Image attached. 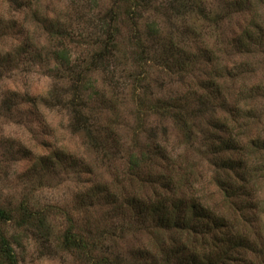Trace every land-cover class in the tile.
<instances>
[{
    "label": "rangeland",
    "instance_id": "374dc122",
    "mask_svg": "<svg viewBox=\"0 0 264 264\" xmlns=\"http://www.w3.org/2000/svg\"><path fill=\"white\" fill-rule=\"evenodd\" d=\"M169 1L153 0V8ZM203 5L211 17L221 16L219 26L205 24L200 17L173 22L179 31L190 24L209 49L221 50L219 68L226 70L222 78L206 59L184 74L167 73L153 59L137 63L134 51L131 55L128 49L133 33L130 20L116 22L122 36L121 58L100 61L97 54L103 50L98 40L105 39L100 37V20L113 0H0V207L18 217L19 208L26 206L45 218L40 227L32 221L3 226L18 264H87L62 246L67 218L87 239L96 238L97 229L113 226L115 214L110 204L98 199L96 189L113 191L118 183L119 190L124 187L121 192L131 193L124 176L127 153L151 145L150 134L166 149L167 158L173 161L179 156L192 168L194 192L224 210L212 180L216 168L209 146L217 141L205 138L207 120L195 121L194 136L188 140L170 115L162 116L160 106L168 99L185 98L181 114L188 115L198 107L194 93L210 95L215 111L212 134L227 140L236 133L244 145L264 141V0H204ZM151 10L142 13L139 27H133L145 32V18L154 19ZM249 30L253 39H246ZM61 47L68 50L70 67L81 80L71 72L74 81L59 77L65 67L52 52ZM210 81L216 87L203 91ZM73 83L81 90L85 87L81 96L87 102L83 112L90 133L63 106L72 98L68 90ZM240 125L245 126L240 129ZM223 156L238 159L231 152ZM251 160L264 167V152L247 162ZM158 166L153 174L166 163L160 160ZM251 187L259 209L244 214L252 217L255 212L256 228L264 237V171ZM87 196L99 204L84 205L90 201ZM132 226L123 238L114 236L105 242L112 246L113 256L131 261L148 247L150 238L156 239Z\"/></svg>",
    "mask_w": 264,
    "mask_h": 264
},
{
    "label": "trees",
    "instance_id": "16d2710c",
    "mask_svg": "<svg viewBox=\"0 0 264 264\" xmlns=\"http://www.w3.org/2000/svg\"><path fill=\"white\" fill-rule=\"evenodd\" d=\"M152 1L113 0V6L107 16L100 20V37L105 39L98 40L103 51L97 54V58L99 57L100 61L105 58L117 61V58H121L119 44L122 36L116 22L120 19V24H124L130 20L133 33L128 39V49L131 55L134 51L137 63H146L153 59L159 67L166 69L167 73L184 74L197 69V64L206 59L216 76L222 78V72L226 70L219 68L217 52L221 50L209 49L202 35L195 34L190 24L183 31H179L173 22L175 18L200 17L205 24L219 26L221 16L211 17L203 5L204 0H171L167 5L160 4L155 8ZM150 8L154 12V19L145 18V32L134 28L133 26L139 27L142 13L149 12ZM158 18L162 19L161 22ZM159 23L166 26L161 24L160 27ZM163 27H169V30L162 31ZM55 29L52 27V30ZM253 38L249 30L246 39ZM239 43L237 42V47ZM52 54L62 68L65 67L59 77L74 81L71 73H76L74 68L70 67L68 50L61 47L53 50ZM76 75L78 81L81 80L80 75ZM202 87L203 91H208L216 86L210 81ZM68 91L72 92V98L64 100L66 102L63 101V106L71 111L72 118L84 128L83 130L89 132L90 121L88 122L83 112L87 102L81 96L85 87L81 90L73 83ZM196 94L194 93L198 107L193 108L188 115L181 114L183 106L180 103L185 98L168 99L167 102L161 103L160 108H163L162 116L170 115L178 131L188 140L194 136L195 121L207 120L209 129L207 128L205 138L210 137L213 143L217 141V144L209 146L212 165L216 168L212 180L225 205L224 210L208 203L209 197L194 192L190 180L192 168L181 159L178 160L179 156L173 161L170 156L167 158L166 149L150 134L147 140L153 139L151 145L146 144L137 152L127 153V169L124 176L132 187L131 193L121 192L124 187L120 191L118 183L113 191L100 186L96 189L100 196L98 199L110 204L116 222L108 230L97 229L96 238L87 239L83 237L85 234H78L79 230L73 221L67 218L68 228L62 240L64 250L82 257L87 264H264V237L256 228L258 217L255 212L252 217L244 214L248 211L257 212L259 209L252 197L251 183L260 178L264 167L254 160L250 163L247 161L261 151L264 152V141L250 140L244 145L240 135L236 133L231 132L227 140L212 134L210 128L214 127V121L211 122L215 115L213 102L210 101V95ZM243 126L245 125L238 128L242 129ZM88 135L90 138L94 137ZM92 139L96 143V138ZM228 152L235 153L238 159L224 157ZM160 160L165 162L166 166L153 174L152 171L154 167H159ZM243 198L247 200L242 201ZM89 200L82 203L91 207L99 204L92 203L94 200L91 197ZM17 212H20L19 216L14 217L11 209L0 207V264H18L3 232V226L12 223L21 226L32 221L40 227L45 221L42 214H33L26 206L20 207ZM109 218L112 222V217ZM124 221L126 224L121 225ZM132 225L146 232L149 237L155 236L156 239L150 238L148 247L139 250L131 261L124 260L121 255L113 256L112 246L105 242L107 239L113 240L114 236L123 238L122 235L128 232Z\"/></svg>",
    "mask_w": 264,
    "mask_h": 264
}]
</instances>
